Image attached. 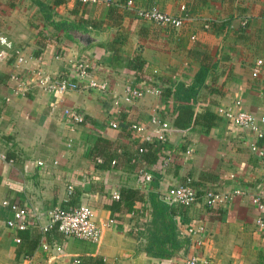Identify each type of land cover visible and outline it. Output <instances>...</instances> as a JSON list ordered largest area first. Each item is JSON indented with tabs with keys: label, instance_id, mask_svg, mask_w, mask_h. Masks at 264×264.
I'll return each instance as SVG.
<instances>
[{
	"label": "crops",
	"instance_id": "crops-1",
	"mask_svg": "<svg viewBox=\"0 0 264 264\" xmlns=\"http://www.w3.org/2000/svg\"><path fill=\"white\" fill-rule=\"evenodd\" d=\"M138 9L185 20L180 28H162L140 20ZM0 34L26 59L18 68L12 52L0 61L6 157L0 160V264H184L190 252L182 232L189 225L206 229L201 253L211 264H264V229L256 226L264 211L251 203L257 195L264 201V140L218 113L240 100L256 119L264 116V66L257 65L264 54V0H0ZM78 62L107 83L105 94H48L33 85L22 92L11 80H27L36 68L73 79ZM127 86L160 93L129 100ZM180 86L187 91L179 93L182 100L174 97ZM65 110L83 122L74 123ZM154 115L170 127L164 142L149 144L131 127L145 125L155 135ZM185 184L200 195L206 189L244 195L218 209L202 199L190 207L159 200ZM152 196L165 212L154 214ZM4 201L30 213L26 230L6 226L15 218ZM79 205L91 208L100 226L115 221L102 228L97 244L49 226L52 210Z\"/></svg>",
	"mask_w": 264,
	"mask_h": 264
},
{
	"label": "built area",
	"instance_id": "built-area-1",
	"mask_svg": "<svg viewBox=\"0 0 264 264\" xmlns=\"http://www.w3.org/2000/svg\"><path fill=\"white\" fill-rule=\"evenodd\" d=\"M78 2L82 5H97L102 3H109L110 0H67ZM184 8H182L183 10ZM138 18L142 21L153 23L159 27H174L180 28L185 18L168 15L157 9L136 10ZM247 21L242 22V27L246 26ZM0 46L3 50L0 52V61L7 59L12 52L15 57L14 65L16 68L26 63L25 57L22 55L20 50H14L11 41L5 36L0 34ZM56 59L60 56L56 55ZM257 65L259 67L264 66V54L258 60ZM75 77L59 75L50 76L44 73L43 70L38 68L32 70L31 75L27 80L21 79L18 75L11 76V80L17 84L20 91H27L28 87L35 86L38 90L48 94H59L63 95L68 91H83V90H94L99 94H105L108 90L106 82H97L93 77L90 76V65L86 62H78L74 64ZM159 94V89L150 88H136L132 86L126 87V93L129 100L138 99L145 93ZM218 113L225 118L232 126L242 129L247 133H250L256 137L257 140H264V131L260 126V123L264 124V116L256 119L250 113H247L240 100H236L232 106L222 108L218 110ZM64 115L67 116L74 123H82L83 117L76 111L65 110ZM151 124L157 127V131L154 134L149 133L145 125L137 124L132 125V130L135 134L139 135L142 140L146 143H162L166 139L167 132L169 131L170 125L166 121H162L158 116L154 115L151 118ZM249 149L254 154L261 155L259 147L255 143H248ZM144 149H139V152H144ZM191 151H187L186 154H190ZM0 160L5 161L6 157L0 151ZM42 165V163H38ZM145 182H149L151 177L145 172H141ZM72 186L67 187V195L72 194ZM242 191H234L231 193L216 192L212 189H206L202 195L198 191L190 186V184L179 185L172 187L166 192L159 195V200L168 206H183L190 207L196 205L200 199L203 204L209 209H218L226 207L235 197L242 196ZM115 199H118L117 195H113ZM251 203L258 209V211H264V201L260 196H251ZM3 205L7 207L12 213L15 220L6 221V226L15 231H23L27 228V219L30 218V213L23 208L12 204L10 205L7 201L3 202ZM50 228L56 227L57 231L63 237H73L76 239H82L89 241L93 244H97L100 240L101 230L103 227H112L115 224L113 219L108 220L102 226L98 225L95 220L94 211L84 205L75 207L56 208L49 213ZM256 226L264 229V220L256 219ZM185 239H188L189 254L184 259V264H211L210 260L202 255L201 250L206 242V229L202 225H189L182 232ZM16 244H20V238L14 239ZM58 251L60 249H57ZM76 263H79L77 261Z\"/></svg>",
	"mask_w": 264,
	"mask_h": 264
},
{
	"label": "trees",
	"instance_id": "trees-1",
	"mask_svg": "<svg viewBox=\"0 0 264 264\" xmlns=\"http://www.w3.org/2000/svg\"><path fill=\"white\" fill-rule=\"evenodd\" d=\"M189 90L191 92V89H189ZM182 91H183L182 86L178 87L176 89L175 93H174V97L177 98V99H181L182 100V97L179 96V93H181ZM184 93L187 95V91H185ZM192 94H194V93H192ZM186 109H188V110L186 111V114L183 115V116H186V119H187L186 120V123H189L190 120H191V117H192V112L189 110V108H186ZM152 205H153V209H154V214L156 212H159V209H161L162 212H165L166 211V207L164 206V204L161 203V202H159L157 200V197H155V196H152ZM53 229H56V227H53ZM168 243H170V241ZM163 250L166 251L164 247H163ZM96 264H100V263L97 262Z\"/></svg>",
	"mask_w": 264,
	"mask_h": 264
}]
</instances>
